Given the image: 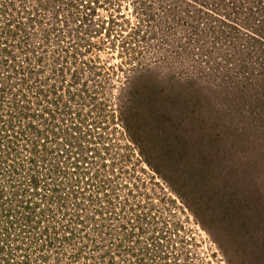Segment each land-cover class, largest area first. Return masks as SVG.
<instances>
[{"label": "rangeland", "instance_id": "374dc122", "mask_svg": "<svg viewBox=\"0 0 264 264\" xmlns=\"http://www.w3.org/2000/svg\"><path fill=\"white\" fill-rule=\"evenodd\" d=\"M180 143L192 204L138 151ZM0 264H264V0H0Z\"/></svg>", "mask_w": 264, "mask_h": 264}, {"label": "trees", "instance_id": "16d2710c", "mask_svg": "<svg viewBox=\"0 0 264 264\" xmlns=\"http://www.w3.org/2000/svg\"><path fill=\"white\" fill-rule=\"evenodd\" d=\"M134 99L138 100L137 98H134ZM50 104H51V102H50ZM56 104H57V102L54 101L53 105L55 106ZM76 130H77V135L74 134V132H71L70 129H66L63 131V138L62 139L64 140L65 148L63 149V151H59L60 153L58 155V158L60 157V155L62 156V152H63V155L65 156V159H66V164L71 167L72 172H74V173L76 172V174H77V177H72V178H74L75 183H78V181H81V177L78 176L79 169L81 168L82 165L86 167V165H87L86 161L91 159L89 157L91 155H94V153L90 152L92 150V148L89 147L90 146L89 143H80L79 138L81 137L83 140V137H82V135H80L78 129H76ZM44 146H45V143L43 144L42 147H44ZM180 146H181V150L183 152L175 153L173 150H170L169 148L161 147L160 149H162V150L159 152L157 150V152H158L157 154L153 150V152L151 153V157L149 156L150 151L147 153V155L141 149H139L138 151L143 156V159H144V162L146 163V165L149 168H151L156 173L157 176L164 178V180H166L170 184V186H172L176 190V191L174 190L173 192L180 198V200H182V198L180 196V192L182 190L183 195L186 199V202L192 204L195 201L193 200V197L191 200H189L188 196H191L190 194L194 190H197V188H199V187L207 188L210 185H212V182H216L217 180L222 179L223 177L220 178V176H221L220 172L224 173L223 172L224 168L222 167V163H220L218 166H212L211 162L209 163L210 155L202 154L204 151L201 152L202 157L200 159V164H199L200 166L198 165L197 167H195V166L189 167L188 165H186V162L189 160V154H188V152L184 153V151H186L187 148L182 143H180ZM187 146H188L189 150H193V149H190L191 145H187ZM93 150H95V149H93ZM28 153H29V151H28ZM218 167H220V171L218 170ZM55 169H56V167H55ZM61 170H63V168ZM58 174H59V178H57V179L61 180L62 177H61L60 173H58ZM62 174L65 175V173H62ZM71 175H73V174H71ZM66 176H67V174H66ZM192 180L195 181V183L190 182ZM36 187H37V184H35L33 187H31L34 189L31 190L33 195H30L31 196L30 198L34 197V199H35V197L38 196L39 198L37 200L38 201L37 203H39L41 200L47 199V196L44 195V193H45V191L47 192L48 187L47 188L44 187L43 192H41L40 189H35ZM25 192H26V190H25ZM53 192H56V188L53 189ZM207 196H209V195H207ZM216 196L218 199V203L220 204V210H222L224 213L225 212L229 213L228 211L232 212L231 216H230V218L232 219L231 222H233L234 216H237V214L233 210L234 207L237 205L241 206V208L244 209L243 210L244 215L242 217H246L247 219L252 218V216H253L252 212H254V210L249 209L246 202H242V203L238 204L240 202V199L239 200L234 199L229 204L230 199L229 200H227V198L226 199H220V197L217 194H216ZM210 197L211 196H209V198ZM186 206L188 209L191 210L192 205L187 204ZM32 210H34V208H32ZM250 213H251V215H250ZM256 216H258V214H256ZM243 226H244V224L242 226H240L237 231H235L238 233V236H240V237H244L243 236L244 233L242 231H241V234L239 233V230L244 228ZM237 245L240 246L241 244L237 243ZM218 246H220V243H218Z\"/></svg>", "mask_w": 264, "mask_h": 264}, {"label": "built area", "instance_id": "2783aa9c", "mask_svg": "<svg viewBox=\"0 0 264 264\" xmlns=\"http://www.w3.org/2000/svg\"><path fill=\"white\" fill-rule=\"evenodd\" d=\"M44 143H41V146H43ZM24 148H27V147H24Z\"/></svg>", "mask_w": 264, "mask_h": 264}]
</instances>
